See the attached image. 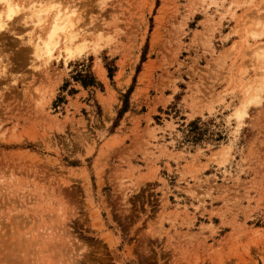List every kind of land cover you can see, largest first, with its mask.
Here are the masks:
<instances>
[{
    "label": "rangeland",
    "instance_id": "1",
    "mask_svg": "<svg viewBox=\"0 0 264 264\" xmlns=\"http://www.w3.org/2000/svg\"><path fill=\"white\" fill-rule=\"evenodd\" d=\"M35 1L0 29V264H264V0H52L86 27L47 62Z\"/></svg>",
    "mask_w": 264,
    "mask_h": 264
},
{
    "label": "bare ground",
    "instance_id": "2",
    "mask_svg": "<svg viewBox=\"0 0 264 264\" xmlns=\"http://www.w3.org/2000/svg\"><path fill=\"white\" fill-rule=\"evenodd\" d=\"M2 2H4L5 4V11L3 12L4 13V17H3V19H1L2 17H1V12H0V29L2 30V28L4 29V28H6V25L8 24V22H7V20H11V21H13L14 19H12V17H13V15H15V12H17L18 10H20L19 9V6H18V2H17V0H1ZM25 1V0H24ZM32 2V1H31ZM30 2V3H31ZM53 1L52 0H47L46 1V4H40V2L39 1H35V2H33V4L31 5V6H29V7H27L28 9V12H26L25 14H22L23 15V17L21 18V20H23L24 21V23L25 24H32L31 25V28H35V27H38L37 25L39 24V23H41V24H43L44 23V25L46 24V23H48L46 26H47V30H46V32H45V34L44 35H37V37L36 38H34L33 36H32V34H31V31L29 32L30 34L28 35L29 37H28V41H29V43H30V48H32L31 50H32V54L34 55V56H37V57H40V58H42V60H44L45 62H47V61H49L51 58H52V56L54 55L53 54V50H54V48H56L60 43L63 45V47H65L66 49H68V51L70 50V48H72L71 47V42L76 38V37H78L79 35H80V32L81 31H83L82 29H84L85 27L83 26V25H81L80 26V24H79V26L77 25V21H79V19H80V14H78L77 15V18L75 17V15L78 13H76V11H78L77 9V7L75 6V5H66L65 4V6H61V4L59 5V4H57V3H52ZM24 4V3H23ZM29 5V4H28ZM23 6V5H22ZM26 10V9H25ZM261 10V9H260ZM19 13V12H18ZM17 13V14H18ZM44 14V15H43ZM256 14V13H255ZM16 16V15H15ZM43 16V17H42ZM259 16V15H258ZM6 17V18H5ZM14 18V17H13ZM16 18V17H15ZM263 18V17H262ZM18 19V18H17ZM16 19V20H17ZM264 20V19H263ZM5 21H6V23H5ZM10 23V22H9ZM11 23H13V22H11ZM82 23V22H81ZM8 26V25H7ZM83 26V27H82ZM87 26H88V24H87ZM10 27V26H9ZM91 27H93V26H91ZM263 27H264V24H263ZM89 27H87V29H88ZM10 29V28H9ZM91 29V28H90ZM90 29H88L89 31H90ZM94 29H95V31L97 30L95 27H94ZM93 29V30H94ZM99 30V29H98ZM97 30V31H98ZM94 31V32H95ZM263 31V30H262ZM250 32V31H249ZM261 32V31H260ZM264 32V31H263ZM98 33H100V32H98ZM87 34V33H86ZM260 34H262V33H260ZM264 34V33H263ZM86 36H87V38H89L88 37V34L87 35H85V38H86ZM94 37V36H93ZM99 37V36H98ZM24 38V37H23ZM245 38V37H244ZM26 39L24 40V41H26ZM91 39V38H90ZM92 39H94V38H92ZM99 39V38H98ZM98 39H97V41H98ZM20 40H22V39H20ZM95 40V39H94ZM78 41V40H77ZM84 41V40H83ZM89 41H87V43H88ZM86 43V44H87ZM95 44H97L96 42H94ZM93 43V45H95ZM99 43V42H98ZM27 44V43H26ZM74 44V43H73ZM85 45V44H84ZM62 48V47H61ZM64 48V49H65ZM76 48H80V49H82V48H84V46L83 45H77V47ZM261 48L263 49L264 48V46L262 45V43H261V46H259V45H256L253 49L251 48V50H252V53H253V55H254V63H255V66H262V68L260 67V68H258V69H256L255 70V74H254V76H255V78H254V80H253V82H255L256 84L257 83H261V84H259V86H255V85H253L252 86V88H245V89H247L245 92L246 93H249V92H252V90L253 91H256L255 92V95L254 96H252V97H248V101L249 100H252V99H254L256 102H258L259 101V99H260V94H258L257 93V91H259L262 87H263V85L264 84H262L263 83V81L262 80H264V67H263V61H264V52H262L261 51ZM73 49H74V47H73ZM59 51V50H58ZM36 58V57H35ZM71 58V57H70ZM51 65V64H50ZM2 69V68H1ZM103 71V70H102ZM0 73H2V72H0ZM252 89V90H251ZM251 95V94H250ZM261 102V101H260ZM259 103V102H258ZM242 106H244V105H242ZM239 109V108H238ZM235 112V111H234ZM239 112V111H238ZM243 113H244V111H242V110H240V116H242L243 115ZM12 162V161H11ZM19 195V194H18ZM21 201V200H20ZM30 201V200H29ZM27 202V201H26ZM16 204V203H15ZM19 204V203H18ZM23 206V205H22ZM13 211V210H12ZM22 211V210H21ZM15 213H16V210H15ZM4 214V213H3ZM11 214H12V212H11ZM18 214V213H17ZM31 216V215H30ZM16 217V216H15ZM3 219V218H2ZM23 219V218H22ZM35 219V218H34ZM12 220H14V219H12ZM19 221V220H18ZM21 221V220H20ZM37 221V220H36ZM40 221V220H39ZM68 221V220H67ZM38 222V221H37ZM14 223H15V221H14ZM18 223V222H17ZM20 223V222H19ZM45 224V223H44ZM20 225V224H19ZM46 225V224H45ZM52 225V224H51ZM16 226V225H15ZM21 226H22V224H21ZM27 226V225H26ZM41 226V225H40ZM39 226V227H40ZM43 226V225H42ZM7 227V226H6ZM18 227V226H17ZM43 228V227H42ZM51 228V227H50ZM1 229V228H0ZM14 229V228H13ZM16 229V228H15ZM44 229V228H43ZM48 229V228H47ZM46 230V229H45ZM17 231H18V229H17ZM43 231V230H42ZM50 231V230H49ZM55 231V230H54ZM53 231V232H54ZM1 232V231H0ZM29 232V231H28ZM28 232H26L25 233V235L27 236L26 238L25 237H23V241L21 240L20 242L18 241V240H14V242L16 241H18V244H19V246H18V248H22L23 247V249L24 250H21L22 252L23 251H25V247L27 246L28 247V249L29 248H31L30 249V251L31 252H33V250L36 248V247H38V255L35 253V252H33V254H31L30 253V255L32 256H34V258H36L35 260H38V259H40L41 260V257L43 256V255H41V254H43V253H45V252H47V251H50L51 249H52V247L50 246L51 244H52V242H51V237L49 236V235H46V238H48L47 236H49L50 237V241H48V240H45L46 238L44 237L45 236V233H44V235L43 234H38L37 236H35L34 234H31V233H28ZM36 233V232H35ZM18 234V233H17ZM28 234L30 235L31 234V236H28ZM14 235H16V234H14ZM57 235V234H56ZM16 237V236H15ZM57 237V236H56ZM52 238H55L54 236H52ZM15 239V238H14ZM16 239H18V238H16ZM21 239V238H20ZM19 239V240H20ZM60 239V238H59ZM10 239H8L7 241H9ZM13 240V239H12ZM12 240H11V242L9 241L8 243H11L12 244ZM52 240H54V239H52ZM6 241V242H7ZM13 242V244L12 245H14V244H16L17 245V243L15 242L14 243ZM54 242V241H53ZM4 243V242H3ZM7 243V244H8ZM54 243H56V242H54ZM11 244H8L9 245V247L8 248H12V245ZM21 244V245H20ZM50 244V245H49ZM62 244V243H61ZM5 245V244H4ZM11 245V246H10ZM24 245H26V246H24ZM54 245V244H53ZM13 247H15V245L13 246ZM17 247V246H16ZM16 247H15V250H16ZM27 247H26V250H27ZM2 248V247H1ZM1 248H0V250H1ZM58 248V247H57ZM66 248V247H65ZM13 249V248H12ZM80 249V248H79ZM3 250V249H2ZM6 250V249H5ZM11 250V249H10ZM18 250V249H17ZM20 250V249H19ZM55 250V249H54ZM53 249L51 250V251H54ZM36 251V250H35ZM5 252V251H4ZM9 252V251H8ZM20 252V251H19ZM18 252V253H19ZM64 252V251H63ZM15 253V252H14ZM16 253H17V251H16ZM28 253V252H27ZM6 254V253H5ZM12 255H13V253H11ZM47 254V253H46ZM59 254V253H58ZM62 254V253H61ZM65 254H67V253H65ZM69 254V253H68ZM26 255V254H25ZM29 255V256H30ZM37 255V256H36ZM45 255V254H44ZM49 255V254H48ZM47 255V256H48ZM18 256V255H17ZM26 256H28V254L26 255ZM62 256V255H61ZM71 256V255H70ZM2 257V256H1ZM5 257V256H4ZM21 256H19V258H20ZM45 257V256H44ZM18 258V257H17ZM16 258V259H17ZM23 258H24V255H23ZM53 258H54V256H53ZM64 258V257H63ZM2 260L4 259V258H1ZM70 259V258H69ZM21 260V259H20ZM35 260H34V262H35ZM71 261H72V259H70ZM5 261H6V259H5ZM11 261V260H10ZM19 261V260H18ZM31 261V260H30ZM29 261V262H30ZM65 261V263H66V260H64ZM37 262V261H36ZM57 262V261H56ZM69 262V261H68ZM16 263V262H15ZM33 263V262H32ZM31 263V264H32ZM53 263V262H52ZM62 263V262H61ZM21 264H23L22 262H21ZM43 264V263H42ZM45 264V263H44ZM67 264V263H66Z\"/></svg>",
    "mask_w": 264,
    "mask_h": 264
},
{
    "label": "trees",
    "instance_id": "3",
    "mask_svg": "<svg viewBox=\"0 0 264 264\" xmlns=\"http://www.w3.org/2000/svg\"><path fill=\"white\" fill-rule=\"evenodd\" d=\"M107 70H108V72H109V75L111 76L112 75V68H109V67H107ZM86 77H89V80L88 81H86V80H84V79H80V81H81V83L83 84V85H88V84H93L94 83V78L92 77V76H87V75H85Z\"/></svg>",
    "mask_w": 264,
    "mask_h": 264
}]
</instances>
